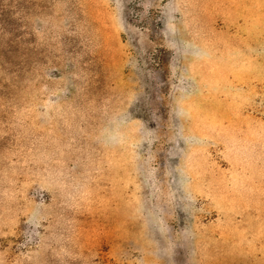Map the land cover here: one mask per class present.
Wrapping results in <instances>:
<instances>
[{"label": "rangeland", "instance_id": "rangeland-1", "mask_svg": "<svg viewBox=\"0 0 264 264\" xmlns=\"http://www.w3.org/2000/svg\"><path fill=\"white\" fill-rule=\"evenodd\" d=\"M0 264H264V0H0Z\"/></svg>", "mask_w": 264, "mask_h": 264}]
</instances>
